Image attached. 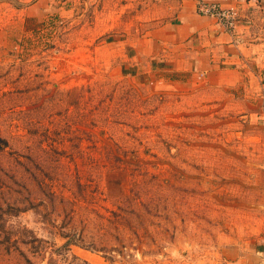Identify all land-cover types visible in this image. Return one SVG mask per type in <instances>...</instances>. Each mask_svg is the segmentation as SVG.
<instances>
[{
	"label": "rangeland",
	"instance_id": "374dc122",
	"mask_svg": "<svg viewBox=\"0 0 264 264\" xmlns=\"http://www.w3.org/2000/svg\"><path fill=\"white\" fill-rule=\"evenodd\" d=\"M98 1L0 0V264H215L264 232V147L229 101L124 73Z\"/></svg>",
	"mask_w": 264,
	"mask_h": 264
},
{
	"label": "crops",
	"instance_id": "0c3cea01",
	"mask_svg": "<svg viewBox=\"0 0 264 264\" xmlns=\"http://www.w3.org/2000/svg\"><path fill=\"white\" fill-rule=\"evenodd\" d=\"M100 1L126 20L125 29L104 31L117 41L108 45L124 73L167 75V84L199 89L211 104L230 103L264 147V0ZM199 1L234 7V30L197 14ZM215 264H264V232L223 246Z\"/></svg>",
	"mask_w": 264,
	"mask_h": 264
},
{
	"label": "built area",
	"instance_id": "2783aa9c",
	"mask_svg": "<svg viewBox=\"0 0 264 264\" xmlns=\"http://www.w3.org/2000/svg\"><path fill=\"white\" fill-rule=\"evenodd\" d=\"M196 10L200 16L214 19L225 32H232L238 22V13L234 7H221L218 4L199 1Z\"/></svg>",
	"mask_w": 264,
	"mask_h": 264
}]
</instances>
